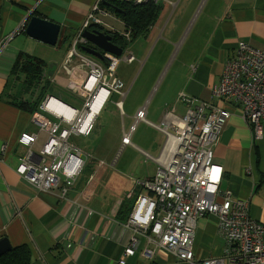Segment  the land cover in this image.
Returning a JSON list of instances; mask_svg holds the SVG:
<instances>
[{"label":"crops","instance_id":"crops-1","mask_svg":"<svg viewBox=\"0 0 264 264\" xmlns=\"http://www.w3.org/2000/svg\"><path fill=\"white\" fill-rule=\"evenodd\" d=\"M96 1L0 0V238L6 237L12 248L26 246L29 264H116L129 235L123 223L135 198L153 196L138 182L151 177L158 162H143V153L159 162L171 154L163 131L156 126L166 112L185 114L181 92L193 97L195 104L205 101L229 111L212 148V161L222 167L218 189L247 200L249 216L264 223V130L262 137L253 140L239 108L211 94L238 41L264 52V0H156L151 2L154 15L150 22L131 40L130 35L128 39L123 36L129 31L120 18L101 3L108 13L98 15L103 25L90 26L122 35L127 44L124 48L117 44L121 54L134 57L130 62L119 61L114 69L124 95L111 92L91 132L69 137L85 153V162L62 203L58 188L37 190L14 172L28 148L38 159L46 139V133L32 122V114L13 103L19 96L27 99L46 83L43 98L49 95L77 109L83 106L81 85L88 68L76 57L67 61V52ZM32 16L59 25L54 45L26 34ZM90 26L87 29H98ZM45 46L61 52L60 60L43 56ZM82 46L98 51L102 59L87 54ZM77 52L104 67L107 64L103 54L109 52L89 41L79 45ZM28 56L40 59L44 66L40 81L25 93L20 75L17 78L12 69L16 60ZM63 88L76 93L79 106L48 94L53 89L66 97ZM142 106L145 120H135ZM132 125L129 143L124 144L122 135ZM22 132L37 134L28 148L17 141ZM195 234L208 250L200 258L203 254L194 246L195 258L222 254L224 240L217 231L216 216L197 219ZM171 259L161 250L151 260L125 257L126 264H160Z\"/></svg>","mask_w":264,"mask_h":264},{"label":"built area","instance_id":"built-area-1","mask_svg":"<svg viewBox=\"0 0 264 264\" xmlns=\"http://www.w3.org/2000/svg\"><path fill=\"white\" fill-rule=\"evenodd\" d=\"M103 1L97 0L92 6L67 52V61L76 57L88 68L81 85L82 108H74L46 95L31 115L37 129L46 133L38 159L28 148L35 141L36 133L22 132L17 139L28 150L14 172L37 190L58 188L61 203L85 162L82 158L85 153L71 143L69 137L86 136L91 132L95 116L111 92L124 95L122 84L114 77V69L119 61L134 59L131 54L104 53L107 59L104 67L77 52L79 45L87 43L82 31L91 24L103 25L98 16L108 14L101 7ZM122 1L137 4L156 0ZM123 36L128 39L129 33L124 32ZM211 94L239 108L253 140L262 137L264 52L238 41L232 56L225 62L219 81L212 85ZM179 100L187 106L185 114L177 116L166 112L161 125L156 126L163 131L171 154L159 162V158L143 153V162L150 159L158 162L154 174L138 182L153 196L135 198L123 223L129 235L116 264H126L125 257L151 260L160 250L172 257L160 264H264V223L249 216L247 200L218 189L222 167L212 161V148L229 118V111L205 101L195 104L194 98L183 92ZM57 104L61 106L55 107ZM144 108L136 111L135 120H145ZM133 129L134 125L123 133L122 143H129V133ZM4 147L2 145L1 149ZM210 214L217 218V231L224 240V248L219 256L197 262L194 257L196 221Z\"/></svg>","mask_w":264,"mask_h":264},{"label":"trees","instance_id":"trees-1","mask_svg":"<svg viewBox=\"0 0 264 264\" xmlns=\"http://www.w3.org/2000/svg\"><path fill=\"white\" fill-rule=\"evenodd\" d=\"M102 6L120 18L124 24L125 30L129 31L130 40L143 31L154 15V7L150 1L135 4L122 0H105L102 2ZM91 27L103 29L100 26H90L89 28ZM106 32L111 34L113 42L122 48L125 47L127 41L122 35L115 31ZM43 66L44 63L40 59L32 56H28L24 59L19 58L15 61L12 71L17 78L20 75L19 78L25 93H30L33 87L40 81ZM46 87L47 85L44 83L40 86L39 91L31 97L23 99L19 96L16 99L17 102L13 103L23 108L29 114H32L38 109V105L43 98ZM30 260V252L24 245L13 247L10 251L0 256V264H29Z\"/></svg>","mask_w":264,"mask_h":264},{"label":"water","instance_id":"water-1","mask_svg":"<svg viewBox=\"0 0 264 264\" xmlns=\"http://www.w3.org/2000/svg\"><path fill=\"white\" fill-rule=\"evenodd\" d=\"M26 34L32 37H37L43 39L44 42L54 45L59 33V25L51 21L38 18L36 16L30 17L26 28ZM82 36L92 43L95 47L99 49L112 53L118 56L122 52V48L115 44L111 35L103 32L100 29H85L82 31ZM81 49L89 55H92L98 59H102V55L98 51L93 50L90 47L82 46ZM12 249L9 241L6 237L0 238V256Z\"/></svg>","mask_w":264,"mask_h":264},{"label":"rangeland","instance_id":"rangeland-1","mask_svg":"<svg viewBox=\"0 0 264 264\" xmlns=\"http://www.w3.org/2000/svg\"><path fill=\"white\" fill-rule=\"evenodd\" d=\"M45 50L42 51V55L47 57V56H54L55 58H57V60H60L59 57H60V54L61 52H57L56 50L53 49V47L51 46H45ZM65 48V46L63 47V49ZM62 92L63 94H67L66 97L65 96H60L56 91H54L53 89H49L48 90V94H52L54 96H56L57 98H60V100L68 103V104H71V105H74V106H79V104L81 103L80 100L77 99V95L76 93L70 91V90H67L65 88L62 89ZM72 141L77 139L75 136L71 138ZM74 142V141H73ZM76 144V143H75ZM77 145V144H76ZM197 233V232H196ZM194 246L195 248L198 250H200V252L203 254V255H200L199 257L202 258L204 257L205 255L208 254V250L205 249L203 247V245L199 244L197 242V234H195V239H194ZM201 246H202V249H201ZM209 252H212V249L210 250L209 249ZM200 253V254H201ZM195 257V255H194ZM197 262H200L201 260L203 259H198V258H195Z\"/></svg>","mask_w":264,"mask_h":264},{"label":"bare ground","instance_id":"bare-ground-1","mask_svg":"<svg viewBox=\"0 0 264 264\" xmlns=\"http://www.w3.org/2000/svg\"><path fill=\"white\" fill-rule=\"evenodd\" d=\"M59 106H61V104H57V106H55V107H59Z\"/></svg>","mask_w":264,"mask_h":264}]
</instances>
